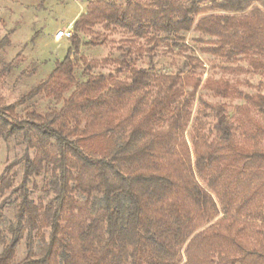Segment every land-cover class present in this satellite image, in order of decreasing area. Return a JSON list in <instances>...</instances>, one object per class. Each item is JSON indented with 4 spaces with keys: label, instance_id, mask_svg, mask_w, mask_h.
Listing matches in <instances>:
<instances>
[{
    "label": "trees",
    "instance_id": "1",
    "mask_svg": "<svg viewBox=\"0 0 264 264\" xmlns=\"http://www.w3.org/2000/svg\"><path fill=\"white\" fill-rule=\"evenodd\" d=\"M125 1L124 8L111 4L100 11L99 20L142 38L150 31L178 37L194 28L216 38L213 48L203 50L207 54L264 56V15L252 7L264 0ZM203 1L210 4L209 10L230 15L196 21L208 10ZM88 17L74 22L67 55L55 63L49 76L19 101L0 106V136L7 140L19 135L27 144L22 180L12 191L17 200L14 222L6 232L8 240L0 228V264H13L25 231L27 256L20 264H264V202L252 206L242 199L236 204L231 188L235 181L228 177L235 170L227 157L232 151L231 127L223 108H213L218 147L192 145L197 174L202 177L205 169L212 170L211 177L203 181L217 198L224 218L195 234L197 222L215 217L214 204L195 183L186 142L179 141L186 126V111L179 106L183 101L171 108L183 96L185 86L195 91L199 82L186 76H155L122 60L116 73L128 71V81L97 75L76 83L72 56L79 53L78 32L93 24ZM148 42L157 43L154 39ZM251 66L264 69V62L255 58ZM150 85L157 89V97L147 101L142 93ZM205 87L220 97L235 95L225 81L207 80ZM42 95L62 101L60 109L45 116L32 111L19 119L16 108ZM242 98L245 104L264 111V96ZM169 111L172 116L164 120ZM96 139L101 140L98 146L93 144ZM248 157L264 161V151L255 150ZM43 165L50 167L52 176L45 185L54 203L40 213L28 186L30 178L46 173ZM74 194L85 202L79 203ZM231 213H237V221ZM41 218L50 233L40 255L35 256L33 233ZM187 242L183 262L181 250Z\"/></svg>",
    "mask_w": 264,
    "mask_h": 264
},
{
    "label": "rangeland",
    "instance_id": "2",
    "mask_svg": "<svg viewBox=\"0 0 264 264\" xmlns=\"http://www.w3.org/2000/svg\"><path fill=\"white\" fill-rule=\"evenodd\" d=\"M146 3L145 0H134ZM124 8L125 0H0V106L11 105L30 92L39 82L46 79L53 71L56 62L65 59L70 47V40H56L59 31L70 30L74 35L73 24L81 16H87L91 26L86 31L78 32L80 49L78 55H73L76 83L86 81L88 76L111 75L117 80L128 81L129 73L123 70L116 73L120 61L125 60L131 67L146 70L155 76H186L199 82L198 88L185 86L183 96L180 97L171 109L181 101L180 108L186 111L184 117L186 126L180 132L179 141H185L195 183L206 191L212 198L215 217L212 221H199L197 231L201 232L209 225L223 219L217 198L206 188L203 179L212 175L211 169H205L202 177L194 167V144H203L217 148L219 139L216 138L214 127L217 123L214 107L220 106L231 127L232 151L227 157L235 166L229 171V178L235 181L231 188L234 191L236 204L242 199L248 200L252 206L264 202V161L249 159L248 155L255 150L264 151V111L245 104L242 95L264 96V69H253L251 60L258 58L264 62V56L250 53L248 56L236 54L233 57L213 56L203 52L213 48L216 38L199 34L193 29L181 33L178 37L161 35L150 31V34L136 37L131 31L115 24L99 20V12L109 5ZM208 9L196 21L210 15H230L217 10H209L210 4L202 2ZM252 7L257 8L264 15V4L255 2ZM150 39L157 41L149 44ZM151 49V52H146ZM254 54V55H253ZM90 62H95L90 65ZM89 65V67L87 66ZM207 80L225 81L235 95L229 97L217 96L205 87ZM157 89L150 85L142 94L147 101L156 98ZM237 93V95H236ZM240 94L241 96H239ZM70 93L64 95V100ZM62 101L54 100L49 96H39L24 106L16 108L19 119L34 111L45 116L60 109ZM239 107H245L247 112H238ZM172 116L171 111L163 119ZM93 144L100 145L96 139ZM27 144L19 135H12L7 140L0 136V207L2 219L0 228L8 240L6 233L8 226L14 222L17 194H13L22 180V163ZM204 150V147L201 146ZM33 158L34 153L30 152ZM46 167V165H43ZM50 167L42 177L30 178L29 197L40 213L45 211L48 204H53V194L45 185L52 176ZM4 180V183L1 181ZM74 186V182H69ZM260 188V192H257ZM74 197L79 203L85 198L80 195ZM237 221V213H231ZM244 219V218H243ZM46 221V220H45ZM33 233V254L40 255L44 244L49 237V226L44 218L37 224ZM194 234V235H195ZM193 235V236H194ZM27 233L15 249L13 264H20L27 256ZM190 240V239H189ZM189 242V241H188ZM181 250L183 252L186 245ZM2 245L0 244V253ZM80 250H76L79 254ZM81 260V257H79ZM182 262V263H183Z\"/></svg>",
    "mask_w": 264,
    "mask_h": 264
},
{
    "label": "built area",
    "instance_id": "3",
    "mask_svg": "<svg viewBox=\"0 0 264 264\" xmlns=\"http://www.w3.org/2000/svg\"><path fill=\"white\" fill-rule=\"evenodd\" d=\"M72 37V32L70 30H64V31H59L56 35H55V39L56 40H70Z\"/></svg>",
    "mask_w": 264,
    "mask_h": 264
}]
</instances>
